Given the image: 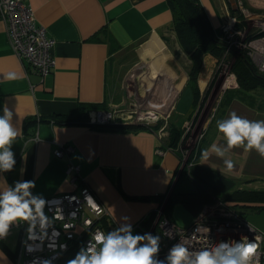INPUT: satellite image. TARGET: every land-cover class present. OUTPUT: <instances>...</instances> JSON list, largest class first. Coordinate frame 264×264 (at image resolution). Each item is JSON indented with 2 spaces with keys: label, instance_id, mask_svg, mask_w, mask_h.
<instances>
[{
  "label": "crops",
  "instance_id": "0c3cea01",
  "mask_svg": "<svg viewBox=\"0 0 264 264\" xmlns=\"http://www.w3.org/2000/svg\"><path fill=\"white\" fill-rule=\"evenodd\" d=\"M26 1L35 10L37 24L56 40L52 50L56 67L42 81L15 53L0 15V114L4 107L12 110L13 125L20 132L12 145L17 163L11 172L0 173V190L16 181L32 180L36 185L33 193L46 200L72 193L74 187L66 173L72 162L80 166L87 186L108 210L105 221L109 230L99 222L105 233L120 223H131L134 233L142 234L141 221L158 208L151 227L163 216L188 227L216 201L255 224L247 211L259 212L246 207L253 204L227 197L240 190L264 189V157L255 150L235 147L221 158L211 149L213 144L226 146L216 124L231 112L264 120V90L252 91L247 100L246 93L237 91L233 60L219 61L209 53L204 56L197 83L191 84L192 61L181 47L167 0ZM233 1L200 0L221 39L223 25L236 23L232 11L238 6L235 9ZM242 2L247 21L264 16V0ZM221 68L229 69L230 75L218 87ZM157 74L160 77L156 78ZM147 99L153 103H144ZM210 99L215 105L205 114L210 116L203 123L201 131H205L186 153L182 149L186 134L192 126L197 127L198 116ZM85 105L98 106L90 113L117 108V125L93 127L79 114ZM151 109L168 112L170 120L148 124L128 118L134 110ZM131 124L145 128L134 130ZM162 126L163 133L159 131ZM171 127L182 132L179 150L171 147ZM60 145H70L75 151L70 157L58 158L55 150ZM198 148L200 156L191 159ZM205 150L207 159L203 158ZM225 159L233 161L231 171ZM197 186L198 190L207 186L215 193L212 202L181 200L173 207L177 210L174 217L173 210L164 214L171 192L191 194L198 191ZM22 246L23 230L17 227L0 240V264H18ZM159 256L166 257L164 253Z\"/></svg>",
  "mask_w": 264,
  "mask_h": 264
},
{
  "label": "built area",
  "instance_id": "2783aa9c",
  "mask_svg": "<svg viewBox=\"0 0 264 264\" xmlns=\"http://www.w3.org/2000/svg\"><path fill=\"white\" fill-rule=\"evenodd\" d=\"M237 6L244 14L247 12L242 0H237ZM0 15L6 22L15 53L44 81L56 67V58L52 54L56 40L49 36L46 28L37 24L35 10L26 0H0ZM222 31L224 34L222 40L229 44L228 49H246L260 72L264 74V28L260 30L262 35L247 41L245 33L236 28V23L233 24L231 21L225 23ZM162 114L164 115L161 116ZM161 115L153 111L147 114L135 111L130 112L128 118L133 122L143 121L144 118L160 122L168 112H161ZM116 118L110 112L95 111L92 112L91 121L108 125L115 122ZM144 122L151 123L150 120ZM163 128L162 126L159 131L162 132ZM74 151L75 149L70 145H60L55 150V156L70 157ZM66 173L74 191L47 199L49 204L45 212L52 218L53 223L46 232L41 233L37 229L36 239H30L26 222L10 229L9 234L17 227L23 230V246L18 264H44V261L57 264L71 250L73 243L80 242L85 246L92 233L97 230L104 232L99 222L109 215L108 210L87 186L81 176L80 166L69 162ZM88 196L94 199L95 208L87 203ZM211 204L206 206L188 227L179 226L163 216L158 217L156 223L146 232L161 235L160 253L165 255L176 243H183L192 251L199 252L213 247L221 240H240L243 237L249 242L258 243L252 255V264H264V232L241 219L234 210L229 209L222 202L216 201ZM169 231L173 235L172 239L168 238Z\"/></svg>",
  "mask_w": 264,
  "mask_h": 264
},
{
  "label": "clouds",
  "instance_id": "9594fccd",
  "mask_svg": "<svg viewBox=\"0 0 264 264\" xmlns=\"http://www.w3.org/2000/svg\"><path fill=\"white\" fill-rule=\"evenodd\" d=\"M9 78H14V75ZM13 116L8 107H4L0 114V173L11 172L17 163L12 145L20 132L13 125ZM216 127L226 140V146L212 145L211 150L218 157H225L235 147L255 150L264 157V120H250L233 111L228 118L218 120ZM203 158H208L207 150ZM224 163L231 171L233 161L225 159ZM35 187L34 181L23 180L14 182L7 190H0V239L6 238L10 229L21 223H27L30 239H36L37 229L44 233L51 226L52 218L45 212L49 201L34 194L32 190ZM86 200L91 207H96L91 196ZM168 238H173L170 231ZM257 247L258 243L243 237L240 240H221L199 252L192 251L183 243H176L168 249L166 257L160 259L161 235L134 233L131 223H120L119 227L107 233L101 230L92 233L87 244L68 264H252V255ZM44 264L52 262L44 261Z\"/></svg>",
  "mask_w": 264,
  "mask_h": 264
},
{
  "label": "trees",
  "instance_id": "16d2710c",
  "mask_svg": "<svg viewBox=\"0 0 264 264\" xmlns=\"http://www.w3.org/2000/svg\"><path fill=\"white\" fill-rule=\"evenodd\" d=\"M169 6L174 14V28L177 31L179 42L182 49L189 54L192 65L190 69V81L191 84H196L201 67L203 64V59L206 54H212L219 61L233 60L231 69L237 77L239 83V89L237 90L239 94L246 93V99H250L248 96L252 91L264 90V74L260 72L259 68L255 65L253 60L248 54L246 49L231 48L228 49L229 44L224 42L217 31L212 27L207 17V14L200 2V0H167ZM232 14L236 18V28L245 33V40H251L254 37L263 34L260 30L248 34L247 33V23L245 14L238 8L232 11ZM245 29V30H244ZM81 112L79 114H84L85 122L89 123L93 127H98V125L105 124H95L90 122L89 111L92 109H98L97 105H85L82 106ZM164 121V120H162ZM162 123V122H161ZM115 122L108 124L107 128H112L116 126ZM130 125V124H129ZM122 124V126H129ZM146 125V124H145ZM144 125V126H145ZM159 125V124H158ZM134 130H139L142 126L137 124H131L130 126ZM143 127L142 129H144ZM171 137V147L179 150V144H181V130L171 127L170 128ZM200 148L192 152L191 159L194 157L196 160L200 156ZM187 168V166H185ZM200 187L197 186V190ZM212 190L209 187L202 186V188L194 193L189 194H179L177 191L171 192L168 201L164 206V214L170 215L173 207L178 201H184L189 204H206L213 200ZM239 201H244L248 204L246 207L252 211H264V189H247L237 191L232 198ZM162 203V202H161ZM161 203L159 207H161ZM159 209V208H158ZM152 211V213L146 219L141 221V232L144 234L154 222L157 216V210ZM105 217L100 220L101 226H105L106 230H109V226L105 221ZM82 244L80 242L73 243L70 251H68L57 264H68V261L73 259L76 253L80 250Z\"/></svg>",
  "mask_w": 264,
  "mask_h": 264
},
{
  "label": "rangeland",
  "instance_id": "374dc122",
  "mask_svg": "<svg viewBox=\"0 0 264 264\" xmlns=\"http://www.w3.org/2000/svg\"><path fill=\"white\" fill-rule=\"evenodd\" d=\"M246 23H247V33H246V35H248V34H252V33H255V32H257V31H259V30H263V28H264V16H261V17H256L254 20H251V21H247L246 20ZM245 30V29H244ZM220 73L222 74V75H220ZM230 75V71H229V69H225V68H221V70H220V72H219V74H218V76H221L220 77V79H219V82L217 83V86L219 87H221L222 86V82H223V80H226L227 78H228V76ZM156 76V78L157 77H160V75L159 74H157V75H155ZM155 76H152V77H155ZM133 82H134V79H131V84H130V82H129V84L131 85V90L133 89ZM128 88H129V86H128ZM129 88V89H130ZM135 96V95H134ZM158 98H159V96H158ZM207 99H208V97H207ZM151 101H153V99L151 100ZM211 99L209 100V101H207V105L205 106V108H204V112L203 111H201V113H200V115L198 116V121H197V127L195 128L194 126H192L191 127V129H189V131H188V133L186 134V136H187V139L183 142L184 143V145H183V147H182V149H183V151H185L186 153H189L190 151H191V147L193 146V143L195 142V141H197V140H199V138H200V136L202 135V133L205 131V130H202L201 131V129H202V127L204 128V124L203 123H207L206 121H209V118H210V116L209 115H207V116H205V114L207 113V111H208V109L209 108H212V110H213V107H214V105H215V103H213L214 105H212V103H211ZM144 103H146V104H149V103H147L145 100H144ZM205 105V103L203 104V106ZM110 108V107H109ZM111 108H113V109H111V110H108L107 112H110L111 114H112V116L113 117H117L118 115H119V113H118V111H117V108L115 109L113 106L111 107ZM138 112V113H140V114H142V113H145V114H147L149 111H153L155 114H160L161 112H158L157 110H153V109H151V110H145V111H138V110H134L133 112ZM214 113V112H213ZM144 120L146 121V120H150L151 122H153V120L152 119H143V121H141V122H144ZM161 120H164V121H161L162 122V124H165L166 123V121L167 120H170V118H169V114L168 115H165L164 116V118L163 119H161ZM203 125V126H202ZM190 128V127H189ZM195 128V129H194ZM205 129V128H204ZM195 138V139H194ZM247 213H248V215L251 217V218H253V220H254V225H255V227L258 229V230H260L261 232H264V212H259V213H255V212H250V211H247ZM177 214V210L176 209H174L173 210V217L175 216ZM180 219H181V216L180 215H178V223H180L181 224V222H180ZM183 225V224H182ZM263 229H262V228Z\"/></svg>",
  "mask_w": 264,
  "mask_h": 264
},
{
  "label": "bare ground",
  "instance_id": "6f19581e",
  "mask_svg": "<svg viewBox=\"0 0 264 264\" xmlns=\"http://www.w3.org/2000/svg\"><path fill=\"white\" fill-rule=\"evenodd\" d=\"M262 35V34H261ZM147 103H151L152 101H149L148 99L146 100ZM153 103V102H152ZM97 112H101V111H97ZM89 117H90V122H92V112L89 113ZM95 124H103V123H99V122H95ZM151 131H153V129H151Z\"/></svg>",
  "mask_w": 264,
  "mask_h": 264
},
{
  "label": "water",
  "instance_id": "95a60500",
  "mask_svg": "<svg viewBox=\"0 0 264 264\" xmlns=\"http://www.w3.org/2000/svg\"><path fill=\"white\" fill-rule=\"evenodd\" d=\"M232 5L234 6L235 9H237V5H236L235 0L232 2Z\"/></svg>",
  "mask_w": 264,
  "mask_h": 264
}]
</instances>
